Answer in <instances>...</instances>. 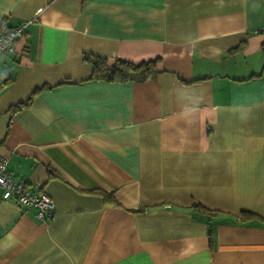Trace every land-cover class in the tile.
I'll list each match as a JSON object with an SVG mask.
<instances>
[{"label": "crops", "instance_id": "crops-1", "mask_svg": "<svg viewBox=\"0 0 264 264\" xmlns=\"http://www.w3.org/2000/svg\"><path fill=\"white\" fill-rule=\"evenodd\" d=\"M25 21L0 157L54 209L0 190V264H264V0H0Z\"/></svg>", "mask_w": 264, "mask_h": 264}, {"label": "built area", "instance_id": "built-area-1", "mask_svg": "<svg viewBox=\"0 0 264 264\" xmlns=\"http://www.w3.org/2000/svg\"><path fill=\"white\" fill-rule=\"evenodd\" d=\"M26 25L27 21L13 27L0 25V55L16 50L15 44L25 34ZM0 190L1 198L8 199L13 196L26 210L35 208L34 216L38 220H43L45 215L53 213V199L39 187L32 189L25 181L15 179L6 169L4 157H0Z\"/></svg>", "mask_w": 264, "mask_h": 264}, {"label": "trees", "instance_id": "trees-1", "mask_svg": "<svg viewBox=\"0 0 264 264\" xmlns=\"http://www.w3.org/2000/svg\"><path fill=\"white\" fill-rule=\"evenodd\" d=\"M89 60L94 65L91 74L92 78H103L117 81L129 80L135 75L137 70H141L144 75H147L150 68L154 67L156 61V59L148 60L134 65L124 59L117 58L113 64L107 65L105 60L98 57H89Z\"/></svg>", "mask_w": 264, "mask_h": 264}]
</instances>
